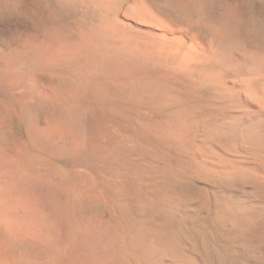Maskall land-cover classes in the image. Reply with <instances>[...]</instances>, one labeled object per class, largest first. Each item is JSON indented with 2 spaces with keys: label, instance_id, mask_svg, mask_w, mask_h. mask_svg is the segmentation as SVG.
<instances>
[{
  "label": "bare ground",
  "instance_id": "obj_1",
  "mask_svg": "<svg viewBox=\"0 0 264 264\" xmlns=\"http://www.w3.org/2000/svg\"><path fill=\"white\" fill-rule=\"evenodd\" d=\"M253 1H10L0 264H264Z\"/></svg>",
  "mask_w": 264,
  "mask_h": 264
},
{
  "label": "rangeland",
  "instance_id": "obj_2",
  "mask_svg": "<svg viewBox=\"0 0 264 264\" xmlns=\"http://www.w3.org/2000/svg\"><path fill=\"white\" fill-rule=\"evenodd\" d=\"M5 2L2 3L3 1L0 0V46L3 44L2 42L4 41V43L7 41L9 42L10 39L12 40V36L14 34V31H15V24H16V21H17V16L15 15V12L13 11L12 13V10H13V7H12V4H11V0H4ZM250 4L251 3H254L255 6H258V3L254 2L253 0H247ZM10 2V3H8ZM2 4V5H1ZM10 6H6V5ZM4 5V6H3ZM7 7V9H6ZM3 11V12H2ZM6 12V13H5ZM4 13V14H3ZM11 13V14H9ZM12 17V18H11ZM11 19V20H10ZM2 36V37H1ZM11 36V37H10ZM4 37V38H3ZM4 40H3V39ZM6 39V40H5ZM9 41H8V40ZM2 40V42H1ZM18 125V124H17ZM18 127V130L19 132L23 131L21 126H16ZM21 129V130H20Z\"/></svg>",
  "mask_w": 264,
  "mask_h": 264
}]
</instances>
